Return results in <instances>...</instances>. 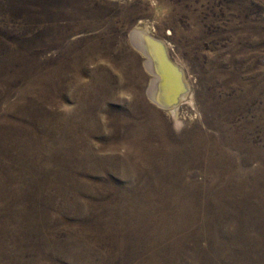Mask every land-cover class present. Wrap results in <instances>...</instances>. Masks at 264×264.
Masks as SVG:
<instances>
[{
	"label": "rangeland",
	"instance_id": "374dc122",
	"mask_svg": "<svg viewBox=\"0 0 264 264\" xmlns=\"http://www.w3.org/2000/svg\"><path fill=\"white\" fill-rule=\"evenodd\" d=\"M0 264H264V0H0Z\"/></svg>",
	"mask_w": 264,
	"mask_h": 264
},
{
	"label": "bare ground",
	"instance_id": "6f19581e",
	"mask_svg": "<svg viewBox=\"0 0 264 264\" xmlns=\"http://www.w3.org/2000/svg\"><path fill=\"white\" fill-rule=\"evenodd\" d=\"M132 38L133 39L137 38L136 43L140 47L139 53L144 58L145 66L150 71L151 79L149 83L150 85L148 88V92L152 100L155 102L158 101L156 102L158 106H160L164 110H168L169 114L173 116L175 119H177L178 113L176 106L183 101V99L187 96L189 90L187 91V93L179 97V101L176 106L165 108L167 107L166 105H169L172 101L175 100L176 95L179 93L177 80L174 78V74L167 67L165 61L161 58L159 49H157L153 45L151 46L148 45L139 37L134 36ZM174 64L177 65L176 63ZM179 69L181 70V68ZM183 82H185L184 78H183Z\"/></svg>",
	"mask_w": 264,
	"mask_h": 264
},
{
	"label": "water",
	"instance_id": "95a60500",
	"mask_svg": "<svg viewBox=\"0 0 264 264\" xmlns=\"http://www.w3.org/2000/svg\"><path fill=\"white\" fill-rule=\"evenodd\" d=\"M138 37L141 38L148 45H150V46L153 45L157 49L160 50L161 58L165 61L167 67L174 74V78L177 80L179 93L176 95L175 100L172 101L169 105H166L167 107H165V108H170L172 106H176L178 104L179 97L181 95L187 93L186 84H185V82H183V73H182V71L179 69V67L177 65H175L169 59V56H168L167 51H166V47L161 41H159L157 39H154L153 37H151L149 35H146V34H140ZM156 102H158V101H156Z\"/></svg>",
	"mask_w": 264,
	"mask_h": 264
}]
</instances>
